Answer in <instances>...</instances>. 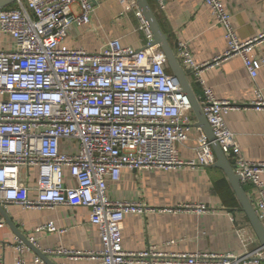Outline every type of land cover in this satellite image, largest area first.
Segmentation results:
<instances>
[{"label": "built area", "instance_id": "obj_1", "mask_svg": "<svg viewBox=\"0 0 264 264\" xmlns=\"http://www.w3.org/2000/svg\"><path fill=\"white\" fill-rule=\"evenodd\" d=\"M94 0H21L0 10V33L12 38L10 50L0 51V205L26 209L56 206L83 207L98 228L103 248L91 253L100 264H261L259 247L242 255L180 253L150 249L126 251L122 244L125 219L149 210L141 203L112 200L110 183H118L123 169L169 171L208 167L216 163L213 142L195 125L191 102L178 79L168 70L165 54L152 46V34L140 13L148 36L146 47L136 50L113 39L97 53L64 49L73 24L86 25L94 12ZM164 8L163 0H156ZM217 25L225 31L228 49L213 62L197 64L185 44L176 55L202 88L198 98L216 142L244 186L250 187L256 214L264 226V162L249 160L228 128L225 116L237 109L218 99L204 79V72L232 57H241L252 79L264 67L253 56L264 42V33L243 41L222 0H204ZM79 7V13L74 7ZM127 6L125 12L131 11ZM252 107L264 110V98L256 88ZM195 134V160H181L178 144ZM63 143H65L63 145ZM68 146V148H64ZM37 172V197L21 182ZM68 169L75 186L65 174ZM250 200V201H251ZM205 211L204 206L193 207ZM0 219V228L5 226ZM49 223L37 232H55ZM239 237L248 246L245 232ZM29 243L37 247L34 237ZM29 248L19 242L16 264H27ZM46 254L78 256L60 247ZM37 264H42L39 258ZM0 264H4L0 261Z\"/></svg>", "mask_w": 264, "mask_h": 264}, {"label": "crops", "instance_id": "obj_2", "mask_svg": "<svg viewBox=\"0 0 264 264\" xmlns=\"http://www.w3.org/2000/svg\"><path fill=\"white\" fill-rule=\"evenodd\" d=\"M163 1L164 8H161L156 0H149L176 55L180 44L187 45L197 64L213 62L225 53L228 49L225 31L217 25L204 0ZM222 1L232 15L234 28L241 40L254 39L264 33V0ZM93 6L90 22L86 25L73 24L62 48L97 53L113 39H120L124 46L136 50L146 47L148 34L142 28L136 0H94ZM127 6H132V10L125 12ZM74 12L79 13L78 6L74 7ZM12 45V38L0 33V51L10 50ZM253 56L264 59V42L256 47ZM168 70L172 73L169 65ZM203 76L218 99L238 106L225 116V120L236 135L245 157L264 162V110L258 111L252 107L257 100L254 94L256 88L260 89L264 98V67L258 77L252 79L242 58L237 56L208 68ZM188 81L198 100L201 86L193 75L188 76ZM193 115L197 125L194 111ZM196 146L195 134L190 133L188 141L178 144V157L181 160H195ZM65 174L70 186H75L68 169ZM37 179L36 171L28 180L25 169L21 170V182L31 189L30 197L33 199L37 197ZM242 186L247 196L251 197L250 187ZM108 195L116 201L141 203L150 210L144 215L126 217L122 236L126 251L155 249L166 254L239 256L261 247L233 185L226 173L215 164L169 171L123 169L120 181L110 183ZM250 202L254 207L253 200ZM198 206H204L205 211L199 212L193 208ZM6 211L20 233L27 239H36L37 247H34L42 253L60 247L80 253L74 257L47 254L50 264H100L90 256L91 253L100 252L103 245L98 228L90 223L88 209L67 206L26 209L9 205ZM0 219H3L1 214ZM49 223H54L58 230L36 231ZM241 229L248 239V246L239 237L238 230ZM19 242L23 241L8 224L0 228V261L16 264ZM25 258L27 264H37L36 258L42 264H47L30 248Z\"/></svg>", "mask_w": 264, "mask_h": 264}, {"label": "water", "instance_id": "obj_3", "mask_svg": "<svg viewBox=\"0 0 264 264\" xmlns=\"http://www.w3.org/2000/svg\"><path fill=\"white\" fill-rule=\"evenodd\" d=\"M20 1L21 0H0V10L11 7ZM136 4L143 20L145 21L147 27L149 28L152 34L153 40L151 45L159 46L162 49L163 53L165 54L168 65L170 66L173 75L178 79L182 87L183 93L188 96L191 102L192 109L198 120L196 126L202 128L208 135L210 141L213 142L212 147L216 157L215 166L222 169L229 178L236 192V195L238 196V199L242 205V208L246 213L253 230L255 231V234L260 242V246L264 250V226L259 220L256 211L240 182V178L235 174L230 162L222 152L220 146L216 142H214L213 130L208 124L207 119L205 118L202 109L199 105V102L195 94L193 93L192 87L188 81V76L192 75L191 70L189 69L185 70L179 63L177 56L169 43L167 35H165V33L160 27V24L157 20V17L149 0H136ZM0 214L5 220V223L8 224L10 228L13 230L15 235L21 241H23V243L26 244L32 251H34L38 256H40L47 264H50L48 262V257H47L48 255L46 253H42V251H39L29 243L27 237L19 232L17 226L14 225L13 220L1 205H0Z\"/></svg>", "mask_w": 264, "mask_h": 264}]
</instances>
